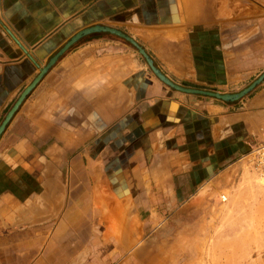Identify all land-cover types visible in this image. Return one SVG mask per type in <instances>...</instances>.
<instances>
[{
    "label": "crops",
    "instance_id": "obj_1",
    "mask_svg": "<svg viewBox=\"0 0 264 264\" xmlns=\"http://www.w3.org/2000/svg\"><path fill=\"white\" fill-rule=\"evenodd\" d=\"M95 26L135 40L185 88L226 94L264 65V0H0V126ZM263 142L264 84L235 103L186 94L125 40L85 36L0 138V264H118L135 229L212 190Z\"/></svg>",
    "mask_w": 264,
    "mask_h": 264
},
{
    "label": "rangeland",
    "instance_id": "obj_2",
    "mask_svg": "<svg viewBox=\"0 0 264 264\" xmlns=\"http://www.w3.org/2000/svg\"><path fill=\"white\" fill-rule=\"evenodd\" d=\"M254 66L244 71L251 77L226 94L239 93L264 73V65ZM227 173L212 190L162 214L147 233L135 229L140 242L124 244L118 264H264V173L246 160ZM114 232L127 235L123 229Z\"/></svg>",
    "mask_w": 264,
    "mask_h": 264
},
{
    "label": "water",
    "instance_id": "obj_3",
    "mask_svg": "<svg viewBox=\"0 0 264 264\" xmlns=\"http://www.w3.org/2000/svg\"><path fill=\"white\" fill-rule=\"evenodd\" d=\"M105 32L112 34L114 36H117L129 44H131L146 60L148 66L152 70L153 74L165 85L169 86L170 88H173L179 92H183L190 95L195 96H203L208 98H213L220 100L225 103H235L238 102L245 97H247L249 94H251L256 88H258L263 82H264V73L255 80L250 86L245 88L244 90L240 91L239 93L235 94H223L221 92H212V91H205V90H199V89H191V88H185L179 85L174 84L172 81H170L155 65L153 59L147 54L145 49L141 47L135 40L130 38L129 36L123 34L122 32L112 29L109 27H103V26H95L92 28H88L86 30H83L79 32L77 35H75L66 45L65 47L57 53L48 63V65L43 68L38 75V77L33 81V83L28 86L23 93L21 94L20 98L17 100V102L14 104L12 109L9 111L7 116L5 117L4 121L2 122L0 126V138L2 134L5 132L7 126L12 121L13 117L19 110V108L22 106L24 101L27 99V97L31 94V92L36 88V86L41 82V80L44 78V76L53 68V66L59 61V59L69 50V48L74 45L76 42H78L80 39H82L85 36Z\"/></svg>",
    "mask_w": 264,
    "mask_h": 264
},
{
    "label": "built area",
    "instance_id": "obj_4",
    "mask_svg": "<svg viewBox=\"0 0 264 264\" xmlns=\"http://www.w3.org/2000/svg\"><path fill=\"white\" fill-rule=\"evenodd\" d=\"M245 160L255 171L264 173V142L255 146L246 156ZM222 201L226 202L227 197L222 196Z\"/></svg>",
    "mask_w": 264,
    "mask_h": 264
}]
</instances>
